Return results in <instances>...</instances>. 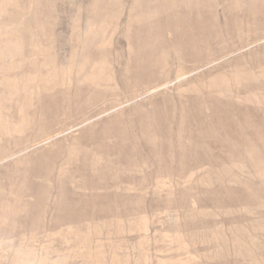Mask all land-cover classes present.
Instances as JSON below:
<instances>
[{
    "label": "rangeland",
    "instance_id": "obj_1",
    "mask_svg": "<svg viewBox=\"0 0 264 264\" xmlns=\"http://www.w3.org/2000/svg\"><path fill=\"white\" fill-rule=\"evenodd\" d=\"M0 264H264V0H0Z\"/></svg>",
    "mask_w": 264,
    "mask_h": 264
},
{
    "label": "bare ground",
    "instance_id": "obj_2",
    "mask_svg": "<svg viewBox=\"0 0 264 264\" xmlns=\"http://www.w3.org/2000/svg\"><path fill=\"white\" fill-rule=\"evenodd\" d=\"M114 249V248H113Z\"/></svg>",
    "mask_w": 264,
    "mask_h": 264
}]
</instances>
